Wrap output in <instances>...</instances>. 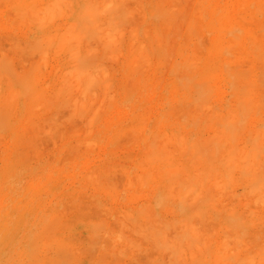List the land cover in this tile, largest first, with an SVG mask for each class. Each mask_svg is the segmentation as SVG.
I'll return each instance as SVG.
<instances>
[{"label": "rangeland", "instance_id": "obj_1", "mask_svg": "<svg viewBox=\"0 0 264 264\" xmlns=\"http://www.w3.org/2000/svg\"><path fill=\"white\" fill-rule=\"evenodd\" d=\"M9 1H11L12 3L11 2L9 3ZM30 1L29 0H6L5 2L4 0H0V69H1L0 73L2 74V76H0V78H2L0 79V82L3 79L5 80L4 83L2 81L0 84L2 83L7 84V85H2V87L5 86L4 92H6L7 90L9 91L8 94L7 92L4 93L1 90L0 92L4 98L7 96L5 100L10 98V100H8L9 103L8 101L5 102L1 94L0 96L3 98L5 102L4 104L7 105V106L6 105L4 106L5 109L3 110V112L7 111L5 112L6 114L4 115V116H7L5 118H9L10 117L9 115H11V117L9 118L10 121L8 119L9 123L7 122L8 124H10V126L8 125L7 127L6 125V127L4 128L2 127L3 126L2 125L1 130H0L1 131L0 132V181L2 182L5 180L4 182H2L3 184L0 182V185H1L0 194L5 195L6 192L7 194H13V193L23 194L27 191L29 192V190L31 192L33 191V193H35L38 196V199L35 201L34 206L37 207V210L40 209L39 214L40 212L41 214L40 215L37 214L38 218H36V216H34L33 218H30L29 215L21 216L19 221L23 222L24 224H28L30 221L32 223L37 221V224L39 225V222L40 223L44 222L43 216L46 217L47 215L46 213L48 212L49 215L48 217H46V219L48 218L49 220L45 219L46 222L44 223L47 224L48 226V221H50V225H57L56 227L54 226V228H59L60 230L52 229L53 227L49 225L50 228L52 227L51 232L45 233L46 231H49V230L48 228L46 229L47 226L44 223H43L44 225L43 226L41 225L40 228L39 226L34 229L29 228L30 230H28L24 234V237H27L28 235V238L30 239L33 238V240L35 241H37L36 239H38L37 241L38 244L37 242L34 241L35 243L33 242V245H36V246L31 247L33 249V252L35 251L36 254L34 255L35 252L32 254V252H30L31 248L26 247V242L22 240L23 242L20 246L17 247L18 249L15 248L11 250L14 255L15 263L13 264H16V263L17 264H49L53 261L52 256L53 257L55 256L56 258V260L54 259L53 264H55V261H58L59 259H62V260L59 262H56L57 264H179V260L182 259L181 258L182 255L180 256L181 253L184 255L182 256L183 259L180 261V264H191V262H189L190 259L192 260V263L194 261L193 264H224L222 263V261L224 262L226 259L231 258V257L233 258V259L231 258L232 259L231 261L236 260L235 263L233 261V264H236V262L238 261H241L242 264H244L243 262H245V264H262V263L264 264V258H263V255H264L263 253L264 252V206H263L264 190H262V188H264L263 184L259 185L261 186V189H258V187H255L254 184L252 185V183L250 186V183L248 185V183L243 181V179L240 180L241 178L239 179V175L236 172L235 174L233 173L234 176L236 177L232 175L233 181L235 180L233 182L234 184L232 183L230 184V182H232L231 180L232 177L230 176V178L228 179L229 181L228 183V181H226L227 178H225V176L222 177L223 172L221 173L220 172L221 170L219 169H218L219 170L218 174H216L217 173L216 169H215V172L213 170H211V172L209 171L211 175H208L209 178L206 181L208 183H206L205 180H202L205 178L204 175H206V171H205L206 168H201L199 169L200 172L198 171L201 174V172L204 170L203 175L201 174V176L203 177L202 179L200 175L196 174L197 169H189V170L194 171V172L190 171L189 173L191 174L196 172L195 173L196 177H194L195 175H192V176L189 175L185 171V173L189 175V177L187 178L185 173L181 169L179 171L176 170L177 171L176 172V171H173L171 168H169V170L167 168L166 169L167 171L165 174L164 172L165 169H163L164 167L162 168L161 167L162 165L161 164L159 165V163L157 166H155V168L153 167L154 165L152 166L151 164H148V163L145 165L142 163L143 160L145 163L150 159V157H153L152 156L153 153L150 150L152 144L157 145V147L160 146L158 148L153 146L152 151L154 148L156 150L160 148L163 150L162 147H165L169 153L165 154L166 153L165 149L163 151L159 150L163 153L165 152L164 155L162 154V156H166V155L168 156L169 154L174 153L177 162L183 161L182 160L183 158L182 159L180 158V157H183L181 156L182 154H180L179 152L180 148H179V151H177L179 147L176 141L177 138H174L176 143L173 140V137L174 136L176 137L175 134H177V136L178 135L179 136L181 135L190 136L191 135L193 136L192 138L196 136L198 137L200 136V139L207 136L205 138L206 140H208V137L210 135L211 136L215 135V133L213 132H215V129H216L215 125H217V123L215 122L217 120L215 121L213 120L212 123L214 122L213 123L214 125H212L210 121L208 122V120L205 119L208 122V123L206 122L207 124L211 123V127H209V125L207 124L205 125L204 118L211 117L209 113H212L211 115L213 117V114L216 115L215 112L216 113L218 112L219 114V112H225V109H227L226 107H228V109L231 107H234L235 102L233 100L234 98L233 95H234L235 90L239 88L240 85H241L240 92H243L244 95L247 94V92L246 94L244 93L247 90L249 91V95L253 93L251 94L252 96L251 98H255V96L259 94V97L256 96L255 98V99H258L259 101V104H258L259 107L257 109L256 108L254 109V106L256 107V104L258 103V101L255 99L254 100L251 99L254 102H253V105L249 106L250 108L246 107L248 105L246 106L244 105L246 107V108L243 107L244 109L249 108V112L251 111L250 109H252L254 113L251 111L252 116L250 115L251 116L250 117L249 112L247 110L248 112L247 116H249L250 118L247 117V119L242 120L243 122L239 121L240 123L242 122V125H244V123L248 121L245 123L246 127L245 125L243 127L241 126L242 127L241 130L238 128L239 127V122H238L237 124L238 127L235 129L234 134L240 137H234V136L232 137V138H235L236 142L234 140L230 142L231 138L229 139V136L225 137L224 135H221V134L220 136L221 138H223L224 136V139L226 140L228 139V142H230L229 144H231L230 146H233L232 143H234L235 146L237 145V148L240 151H241V148L242 149L244 148L242 152L243 151L245 152L243 153L242 158L240 155L242 153H238V155H240L239 158L237 156L238 159H243L241 160V163L242 161L243 162L246 161L247 163H249L248 160L250 158H253L251 159L253 161V164L257 160L258 161L261 160V163L264 162V155H262L263 154L262 152H264V150L262 151V149H264L263 148L264 146H262V144L264 143L263 142L264 141V127H263L264 126V120H263L264 119V8L262 7L264 5V0H261V2L260 0H240L241 2L238 0H162V1L161 0H139V1L130 0V2L128 0H126V2L124 0H117L119 1L120 5L119 3H116L117 1L115 0H111L113 5L110 3L111 2L110 0L109 1L103 0V3L104 1H106L105 5L102 2H100V0H98L97 2L92 1V0H89V1L87 0L89 4H87L86 1L82 0L83 2H86L87 5L84 4L86 8L80 6L83 4V2L81 4V0L79 2L78 0H76L78 3L74 2L75 0L74 1L68 0V2L63 0L64 2H66L65 4L68 3L69 5H71V3L69 2H72L73 8L72 6L70 7L72 9H75V12L73 10L69 11L70 9L69 7V9L66 10L65 14H69V13L71 14V11L73 12V14H71L70 17L68 15L69 18L65 17V15L63 14L62 15L63 20L59 19V17L61 16L62 13H64L62 11L65 10L64 9L65 6L63 5L64 7L62 6V11H60L61 6L60 7L58 6L57 4L58 2L56 0H50L52 2L54 1V3L48 0H37L34 5L37 8L40 5L39 7H41L42 10L44 8L46 9L47 7V11L49 13H50L51 8L53 9L55 8L58 11V12L56 11L57 17L52 16L55 9L50 14L47 11H45V9L43 11L39 10L40 8L38 9L39 10L38 12V10L36 11L37 8L35 9V7H33L34 5H32V7L30 6L32 4ZM32 1L34 2V0ZM45 1H46V4L47 3L49 4L46 5L44 3ZM157 1L158 2L160 1V2L158 3ZM256 1L257 2L259 1L258 2V4L260 5V6L258 5L259 10L252 8L253 3ZM94 2H96L95 5H93ZM99 2L101 3V5L98 8L97 5ZM50 3H52L55 6L51 5ZM107 3H110V4H107ZM127 3L128 5H126ZM68 4L66 5L67 8H68ZM77 4H79L78 6L81 7L80 8L81 11H82V8L83 9L85 8L84 11L86 13L83 12L82 13L84 14L83 16L82 14H79V16L75 15L78 12V10L80 11ZM44 5L46 7H44ZM117 5L120 6L119 9H117L118 8ZM248 5L250 7H247ZM17 6H21L20 10L17 9L18 8ZM57 6H58V9L56 8ZM101 6L103 7L105 6L104 8L109 7L107 9L108 11L106 9L104 11L103 7ZM114 6H116V8ZM13 7L16 9V11L15 9H13ZM91 7H93L94 10L96 8L97 11L92 10L93 8ZM161 7L162 9H160ZM28 8L31 9L30 13L33 15L30 14L29 16L27 14V11L24 10V9H27L29 13ZM100 8L103 9V10L101 9L102 12ZM167 8L169 12H168V15L166 16L167 12L165 9ZM18 10L20 11L19 14L17 12ZM40 11L43 12L41 16H39ZM123 11H125L126 13ZM162 11L163 13L164 12L166 13L162 14ZM254 11H256L257 13ZM90 12H92L93 15ZM97 12L98 14H96ZM104 12L108 14L107 15L108 18L106 16V13ZM108 12H112V13H108ZM119 12H121L120 15L122 16V18L118 14ZM151 12H153L152 14L154 15H152ZM210 12H212L213 14L211 13L212 14L211 15ZM36 13H39V14H36ZM205 13H207L206 14L207 16L205 15ZM17 14L20 16H18ZM43 14L45 16V19L47 18L46 19L47 21L49 20V18L46 17L47 14L55 18V21H53L54 23L51 22L47 26L45 25L44 29L42 30H41L42 27L40 29L38 28L39 29L38 31V29L36 28H37V25L39 24L36 25V22L38 23L40 22L39 20L43 17ZM111 14L113 16H111ZM103 15L106 17V19L105 17H100ZM150 15L151 17H149ZM218 15L220 17L222 16L224 20L226 19L225 20L226 23L230 22L229 25L230 24L232 25L233 30L238 29L237 32L241 31L240 33H242L243 31L246 39L243 38L244 40L241 43L239 42L238 45L230 43V45L227 46L230 42L228 41V38H227L228 36L226 37L223 36L227 40L224 39L223 37H220L221 38L220 39L219 37H217V35L215 36V34H217L215 29H219V26L218 28H216L217 23H214V22H217V21H215L214 20L215 18L213 17H216V16L219 17ZM28 16L32 18L34 17V18L29 19ZM38 16L39 18H37ZM76 16L78 17V19L81 16L80 17L81 21L78 20L81 23H82V20H86V21H83L84 24H81V23L78 24V25H83L82 27L81 26L77 27L74 25L73 27L75 28L72 27L71 23L77 22ZM91 16L92 18H90ZM118 16L120 17L119 19L120 22L118 20L119 18ZM165 17H169V18H165ZM19 18L22 19V22ZM25 18L27 20H30L28 21V23L31 22L32 24L29 23L30 24L29 25L27 22H25L26 20ZM43 18H42V22L44 20ZM98 18L102 21H99ZM115 18L119 22L118 24L117 22L115 24ZM111 19H114V21H112ZM168 19L170 20L168 21ZM105 20L106 21L110 20L111 22L107 21V23H105ZM127 20L130 21V24L128 25H126ZM234 20L237 23L240 22L239 25L234 23ZM51 21H52V18H51ZM122 21L123 23H126L124 24V28H126L124 29L125 32L124 30H122V27H121L122 26L121 24H123ZM191 21L194 25L192 23L191 24L189 23ZM67 22L70 23L71 26H69ZM86 22L88 23L86 24ZM100 22L105 23L104 24L105 27ZM113 22L115 25L113 24ZM163 22L165 24H162ZM194 22L195 23L198 22V23L195 24ZM45 23L47 24V22ZM97 24L99 27L96 26ZM111 24L114 25V29H113V25ZM75 25H77V23ZM130 25H133V26H130ZM160 25L163 28L165 27V29L163 30V28H160ZM168 25L172 27L171 30ZM68 26L70 27L71 30L68 28ZM191 26L192 28H190ZM236 26H239V27H236ZM65 27L70 30V32L67 33V38H66V43L68 42L67 46L69 45L68 47H70L71 45L72 46L76 45V47L78 46L80 47V44H82L81 48L76 49V47H73L74 49H72V47L70 48L67 47L68 48L67 49L65 48L66 46H64V49H62L59 46V45H62L63 40H64V37H61V36H63L64 34L66 35L67 29ZM71 27L73 28V31L75 29L77 33H78V28L81 29L79 31L80 33H78L80 35L78 36L76 32H72ZM89 27L90 28L92 27V30L89 29ZM133 27L137 29L135 30L133 29ZM82 28L84 30L86 29L88 33L86 30L84 32ZM110 28L114 31V34L117 33L116 36L118 38H120L122 34L123 36L125 35L124 37L123 36L121 37L120 41H118V45H116L117 44L116 39L118 40V38L114 40V37H113L112 39V36H115V35H113V31H110L111 30ZM240 28H243V30ZM105 29L106 30L109 29V30H107L106 32L104 31ZM99 31H103V33L101 34L103 35L101 40H100L101 35ZM117 31L119 32V34ZM128 31L130 33L131 31L132 32L134 31L135 33H132L130 36L129 35L130 33ZM58 32L60 36L57 35ZM81 32L85 33L86 35ZM147 32L149 35L147 34ZM69 33H75L76 38L73 34L72 39L70 38L68 39V37H71L70 35H72V34L69 35ZM156 34L158 35L161 34L165 36L160 35L159 37L158 35L156 36ZM193 34L194 35L197 34V36L195 35L196 38H194ZM46 35H48V37L50 36V38L52 37L53 40L56 39L54 37H58L59 41H61L62 39L61 41L62 43L61 42L59 43L57 39L56 41L54 40L55 42H53V40H50L52 42L51 44L54 43V45H52L49 48L47 44V42L49 41L46 40L47 49L45 51L44 45L46 44H44L45 43L44 40L47 38ZM81 35H82V38H81ZM90 35H93V36L91 37ZM136 35L138 36L137 39H136ZM37 36L38 37L40 36L39 39L42 38L43 36L45 38L46 36L45 39L43 38L44 40L42 39L43 47H41V43L39 45L41 48L44 49L45 52L51 51L49 54H47V57H48V58L46 57L47 60L43 59L46 55L43 56L42 52L38 54L39 52H37V50L36 51L32 50L34 49L33 47L38 46V42L35 41V39L39 40ZM96 36L100 38L98 39ZM77 37H80V38L78 39ZM128 37H130V39H128ZM154 37L156 38L158 37V38L155 39ZM89 38H91V40ZM93 38H95L96 40L94 39L93 41ZM106 38L112 39L109 41L110 45L111 44L113 46L116 45L115 48H113L112 45L110 46L112 47L111 49H114L113 51L110 49L111 52L113 53L115 51V53H113L114 55H111V52L108 51L110 48L109 43L107 45L108 40L107 42L106 40H103ZM80 39L82 40L85 39L84 42H87V43L82 42L79 44V42H81L79 41ZM252 39H254V41ZM69 40H70V43H69ZM122 40L124 41L121 42ZM150 40H152L151 41L152 43L150 42ZM77 41H78V46L75 43ZM133 41L135 44L133 43ZM165 42L167 43V45ZM96 43L97 45L100 44L99 48L96 45ZM128 43H130V46H128ZM101 44L103 47L102 50H101L102 47H100ZM105 44L107 46L104 47ZM121 44L122 45L124 44V45L121 46ZM144 44L146 48L144 47ZM219 44H222L224 46L226 45L228 48L229 47L231 48L232 51L229 50L231 53L228 54L230 59L227 58L226 55L221 56L218 53L219 54V56H217L218 60L215 58L218 62L216 61L215 63L214 62L212 63L214 65L217 63L215 65L216 68L214 65H213L214 67L212 66V68L214 69V77H211V81H210L213 83V84L211 83L210 85H211V88L213 87L212 89H214L213 90L214 94L212 95L213 97L211 96L212 100H210L211 102L209 104L211 107L209 105H206L205 107L207 111L209 109L211 110L207 112L206 115L204 114L205 117L203 119L201 118V120L199 119L200 120L199 122L197 121L198 125L195 127L197 123L195 121L198 118H196L195 120V118L192 116V112L195 113L196 115L197 112L198 114H200L203 111L197 110L198 108L195 102L193 101L191 102L190 100L189 101L185 100L186 99V97L184 96L185 93L181 89H179L178 86L176 85H175L176 87L174 86L175 81L178 79L179 76L175 75L178 72L175 73L174 75L173 73H170V71H172L173 69L171 68V65H173L174 62L176 63V61L177 63L180 62L182 60L181 58L184 55L185 56L193 55L194 59L197 58L196 61L193 59V61L196 62V63L194 62V65L199 64L200 67L199 65L198 67L195 65V67L200 69L203 67V64L205 63V61H209V59L212 58L211 59V62H212V60L214 59L213 57L214 56L216 57V54H214L215 52L213 53V56L210 54L213 52L211 51L213 48L215 49L220 46ZM166 46H167V49H166ZM53 47L55 50L53 49ZM55 47L57 49L59 48L58 49L59 51H57ZM95 47L98 49V50L96 49L98 52L100 51L99 52L100 54H98L97 52L99 56H102V55L104 56V54L107 53L105 54L104 58H105V64L107 68L109 67L108 70L110 71L108 75V83L109 81H112V83L111 82L110 83L113 84L112 85L113 89L111 88V86H108L109 84H107V86L110 87V89L106 86V88H108L109 90L105 88V94H106V99L108 103L107 105L110 104L109 103V99H110L112 102L111 103L112 106H107L105 111H102L103 118H101L99 125H97V127H95L93 130L95 132L94 133L95 135H98V133L101 135L102 130L104 134L102 133V137L99 135L100 138L99 136H97L98 138H95V140L92 137L93 135H91V137L93 138V141H96V139L97 141L95 142V144L94 142L93 143L90 142L87 145V143H84L85 142L84 138L88 139L87 136L84 137L85 124L81 118L79 119V117H76V116L74 118L73 115L75 114L73 113L75 112L74 110H72L71 103L68 102L70 97L73 99L74 97L72 96H75L76 93L71 94L72 96L71 95L64 96L63 93H61L62 91L61 85H63L61 83L63 82V79L65 82V79L68 78V76H65L67 75L66 69H69L70 64L72 63L70 62V60L68 61V57L70 55L77 54L80 52L83 53L86 51V48H89V50L87 49L86 52L92 49L91 52L89 53L93 55ZM133 47L135 50H133ZM155 47L156 48L158 47V48L156 49ZM249 47H251L252 50L254 51H252L251 48ZM37 48H39V46ZM255 48H257V50ZM48 49L50 50L48 51ZM60 49H62L61 50L62 52L60 51ZM65 49H67V51L71 49L73 53L71 54L67 52L69 54L68 55L67 53H64ZM143 49L147 50V52H145ZM104 50H105V53L103 52ZM138 50L141 52H139ZM106 51L109 52V55H108V52ZM132 51H134V53H132ZM143 51L145 52V55H143L144 54ZM177 51H179V53L180 51L182 52L180 53V55L182 54V57L179 54H176L178 53ZM191 51H192V54H191ZM257 51L260 52L258 53L259 55L258 57H257ZM55 52L56 54L61 52V54H58L59 56H57ZM119 52H123L122 53L123 55L120 54ZM158 53L161 55L162 59L160 58V55ZM41 54L43 57L40 56ZM118 54H120L119 55L120 57H117ZM133 54L135 55V57L137 54V58H132L134 57ZM249 54H250V57L248 56ZM166 55H168V58ZM106 56H107V59L109 58L111 60V61L109 60V64L107 63L108 61H106ZM145 56L149 58H145ZM209 56L211 58H209ZM114 57L115 59H119V58L120 59L117 61L113 59ZM220 57L223 59L221 60ZM131 58L133 60L135 59L136 61L134 60L133 62L132 60L131 62ZM155 58L157 60H155ZM65 59L67 62L65 61ZM215 59L213 61H215ZM183 61L185 60L183 59ZM224 61L226 63L225 66L223 64ZM256 61L257 63H255ZM144 63L145 64L148 63V64L145 65ZM161 63L163 64V66L161 65V67H158V65H160ZM219 63H220V66H218ZM141 66L142 68H140ZM223 67L225 69H223ZM181 71L182 70H180L179 72H180V75L182 76L184 72L181 73ZM215 71H216V74H215ZM109 77H110V80H109ZM175 77L177 78L175 79ZM29 81L30 82L32 81L33 83H35V86L33 83H30ZM23 82L28 83L27 85L29 86L27 89H29L30 93L24 90L25 87L23 88L19 87L21 85L19 83H23ZM239 82L241 83L239 84ZM26 83H25V86H26ZM245 83H247L248 85L252 84L251 88L246 87ZM15 84H19V85L17 86ZM12 87L15 89H13ZM56 87L59 89L61 88L58 94L56 92L57 91ZM8 88H12L13 90L8 89ZM20 88L23 91H21ZM234 88L236 89L234 90ZM252 88L256 90L254 91ZM257 89H259L258 90L259 93ZM14 90H17V91L20 90L19 92L21 93H25L26 91L28 95L25 97L20 96L21 98L20 99V98H17L19 96L17 93V97H16L17 99L11 98L10 94H12L13 96V94L15 93ZM177 90H179V92ZM12 91L14 92L12 93ZM3 93L6 95H4ZM26 93L24 95H26ZM35 93H39V94H36V97H38V95L40 94L41 95L38 98H36L32 96ZM29 94H31V96ZM249 95L247 94V96ZM15 96H16V93L14 94L13 97ZM76 96L78 97V95ZM58 97H63V102H61L62 98L61 99L59 98V100H57ZM66 97H69V98H66ZM94 97L95 96H92V98ZM64 100H66L67 102ZM256 101L257 103L255 104ZM232 102L233 104H231ZM59 103H61L62 105H66V106L59 105ZM69 106H71V110L69 109L70 108ZM208 106L209 108H207ZM216 106L219 108V110L217 109ZM108 107H110V110H107L109 109ZM255 110L256 111L260 110V111L256 112ZM190 115L192 117L189 118L188 122H186L188 116ZM195 117H199V115ZM212 117L209 119L212 120ZM191 119L193 122L190 121ZM192 123L193 124L195 123V125H193ZM184 124H185L186 129L185 128L183 129ZM203 124L205 126H203ZM261 126L263 127V131H260V129L256 130L258 129V127L262 129ZM9 127H11V129ZM105 128H106L107 133L105 132ZM206 128H207V131H205ZM213 128L215 129L213 130ZM244 128L246 131L243 130ZM171 130L172 132H170ZM242 130L244 131V133ZM178 131H182V132H178ZM240 131H242V134L239 133ZM256 131L263 132V133L255 134ZM165 132L167 135L169 134L168 135L169 137L166 138V136H164L166 135ZM179 133H181V135ZM251 133L253 134L251 135ZM170 134L174 136L171 137ZM248 134L250 135V137L252 136L251 137L252 141ZM259 134L263 138L259 137L258 136ZM170 137L172 138V140L169 139ZM257 137L263 140L261 141ZM212 138H215V137L213 136ZM247 138L250 140V141L248 140L249 142H247ZM167 139L169 141H172L173 143L169 142ZM224 139H222V141L225 142V145L229 146L228 144H226L227 142ZM89 140L91 141L92 139L90 138ZM256 140L259 141L260 143L262 142L261 144L257 146L258 149L257 147L255 148V146H253L254 144L256 145L259 143V142L257 143ZM246 142L248 144L252 142V145L250 144L247 146ZM175 145L178 147L176 148ZM230 146H229V149L235 148V147L230 148ZM251 146L255 148L254 150L256 152L255 155H254V151L253 150L251 151L249 149V147L253 148ZM259 146H262V147H259ZM238 149L236 151H238ZM225 150L224 151L222 150L223 153L225 152L227 153V151ZM231 152H233V150L230 151V153ZM249 152L252 153L254 157L251 156L252 154H249ZM260 152H261L260 154L261 156L257 157L258 153ZM148 153L151 155L149 156ZM178 153L180 154V156ZM234 153L235 151L233 152V154ZM246 153H247V156L248 155L250 156V158L244 155ZM233 154H231L232 157L228 155L229 158H231L230 162L236 159V158L234 159L233 157L237 154H234V155ZM146 156L149 159L146 158ZM170 156L173 157V154H171ZM219 156L221 157L222 155L218 154L217 157ZM177 158L178 159L180 158V159L178 160ZM145 159L146 160L148 159V160L145 161ZM223 160L226 162L224 158ZM251 160L249 161L251 162ZM239 161L240 160H238L235 163H232L233 165L231 163L229 164L228 162L227 165L234 166L235 164L237 165ZM258 161L256 163L259 164L260 162ZM256 163L254 165H256L255 167H257V170H256V172H258L257 175L260 178V180L263 181L264 172H262V169L264 168V166L262 165L263 167H261L260 165H257ZM219 168H223V167H219ZM162 171L164 172L166 176H162L163 175ZM212 171L215 173L214 174L215 176L216 175L218 176V177L216 176L217 179L214 178ZM178 173H180V175ZM168 174L170 175L167 176ZM182 175H185V178ZM179 176H181L183 180H185V182L193 177L195 179L194 178H193L194 180L191 179L192 181L189 180L188 181L189 183L187 184L183 181V183L186 184L184 185L183 183L179 181V179H181L182 181V178L181 177L179 178ZM149 177L151 178V180ZM198 177L201 180H199ZM142 178H145V179H142ZM213 178L216 181L219 179L217 182V184L219 183V185L217 187H220V185L225 183L224 187H220L219 189L215 188L216 187V185H214L216 183L215 180H214L215 183L211 182ZM221 178H222V181H221ZM223 178H225V180ZM160 179L162 180V183H160L161 182ZM197 180L200 181L201 183L200 182L198 183ZM166 181H168L169 183ZM171 182H173L176 186ZM191 182L193 183L195 182V183L193 184ZM209 182H211L213 186H209L210 184ZM226 182L228 185H230V187H227L228 185L226 184ZM10 183L13 185V189L6 190V186L10 185ZM198 184H203V185L208 184V185H206V187L202 186L203 187L202 191L199 192L201 190L200 189L201 186ZM246 185H248V187ZM191 187L193 188L195 187L196 190L197 188L200 189L199 191H197L199 192L200 195L205 194V193L207 195H210V192H212L213 190L212 194L213 195L215 194L214 195L215 201L213 200L214 197H212L213 196L212 194L210 198L212 197L211 199L214 202H212L210 198H209L210 201L207 200V198L205 199V197H203L204 195L200 197L202 198L200 199L196 190L194 189L195 191L194 190L192 191ZM207 187L208 188L212 187V190L210 188L209 193H208L209 189ZM251 187L253 188L252 190L254 191H251ZM166 188L167 190H170L171 188V191H173L174 194H179L180 192V195H179L180 197L186 191V189L184 191V188H187V191H191L192 192L191 195L195 194V196L196 195L198 196V200L196 199L197 196L196 197L194 195H192L193 197L191 195L186 196L187 197L186 199H188L189 196L192 197V198L190 197L191 199L189 198V201L187 202L190 206L194 204L191 208V210H193L191 211V213L192 215L193 213L196 214L195 216L193 215V217L189 219L190 221L189 226H187L188 223L186 224V221L183 217L189 218L191 216V213L190 215L187 214L188 216L186 214L183 215V211L180 210L181 211L180 214L183 215L182 217V215H179V213L176 212V209L177 211H179L178 208L179 206H181L179 197H177L178 198L177 200L173 199L175 200L174 203L172 202L173 200L171 201L168 200L167 202L162 203L163 205L161 204V201L159 199L163 200V197L162 196L159 197V196L160 194L163 193L162 191H164V193L167 191ZM182 188H183V191H181ZM188 188H191V189H188ZM204 188L207 190H205ZM261 190H262V193L260 192ZM196 200L197 202H195ZM177 201L179 202L178 207L176 206ZM204 204L207 207H205ZM209 204L211 205L209 206ZM199 207H201L202 209L200 208L201 209L200 210ZM202 210L203 212L205 210V212L203 213ZM226 210L228 212H226ZM222 211H224L223 213H225V215L221 213ZM146 213L147 215H144ZM197 213L200 215H197ZM53 214H56V215H53ZM51 216H54L56 220L54 219V217L51 218ZM138 216H140V218ZM39 218L41 221L38 220ZM179 218L183 219V221L180 222L181 219ZM50 219L52 220V222ZM233 221H234V224H233ZM53 222H55L56 224H53ZM236 225L237 227H235ZM241 225L242 226L244 225V226L240 228L239 226ZM44 229L46 230L44 231ZM187 233H190L189 236L191 235L192 245L190 243L191 241L188 239L189 236H186ZM35 235L37 236V238H35L36 237ZM40 236L42 237V239H40L41 238ZM184 236H186L185 238H187L186 240H189V242L188 241L185 242V239L183 238ZM59 237H61L62 240ZM52 238L53 239L56 238L57 240L55 241L53 240L52 245L48 244L49 242L51 243L50 240H52ZM175 238H177L176 240L178 239L179 240L176 241ZM180 238L184 239L183 242ZM158 239L159 241H157ZM47 240H49V242ZM197 240H200V242L203 243V245H201V243H199L200 245L197 244L196 242ZM45 241H47L46 245L48 244V246L51 245V247H53V244H54V247H56V245L59 243L57 246L61 245L62 248L60 249L59 247L55 249L54 247L51 248L47 246V248L43 247V249H41L42 246H45ZM174 241L179 246L177 244H174L173 243ZM39 242H44V244L43 243L40 244ZM195 242H196V245H195ZM183 243L184 244L187 243L185 245H188V246L184 245L182 246V249H185V247H187L186 250L188 249L187 251L189 253L194 254V255L193 254L191 255L192 258L190 257L189 253H187L186 250L184 252V250L181 249L180 245H183ZM172 244L173 246H171ZM37 245H40V246H37ZM198 246L200 248L199 250L201 251L197 249ZM33 247H35V249ZM66 247L68 248L66 249ZM164 247L169 248V249L167 250ZM192 249L193 251L190 252ZM170 250L171 251L173 250V251L171 252ZM175 250L177 253H179L178 255L177 253H175ZM173 252L175 255H173ZM225 252L227 253L225 254ZM30 255L32 257H35V260L33 258L32 260L30 258ZM57 255H59L60 258ZM224 255L226 256L231 255V256H229L226 259L225 258L221 259L222 257H225ZM260 257H262L263 259H261ZM36 258H38V260ZM45 258L46 260H44ZM29 259H30V262H29ZM50 259L51 261H49ZM176 259L178 262H176ZM39 260L40 261L43 260V262L41 261L40 263ZM229 260L230 259L225 261L226 264L230 263L228 262ZM47 261L49 262L47 263Z\"/></svg>", "mask_w": 264, "mask_h": 264}, {"label": "bare ground", "instance_id": "obj_2", "mask_svg": "<svg viewBox=\"0 0 264 264\" xmlns=\"http://www.w3.org/2000/svg\"><path fill=\"white\" fill-rule=\"evenodd\" d=\"M5 2H6V0H4ZM30 1V0H29ZM37 0H34V2L31 0L30 2L32 3L30 6L32 7V5H34L35 4V2H36ZM48 1H50V0H48ZM57 2V4H58V6L60 7L61 6V10L60 11H62V6L64 5L65 6V10H63L62 12H64V13H62L61 14V18L59 17V15H58V17H59V19H62L63 20V14L65 15V17H67V18H69L70 17V15L71 14H73V12L71 11V14L69 13V14H65L66 13V10L67 9H69V7L70 6H72V8H73V3L72 2H69V3H71V5H69L68 3V8H67V4H65L66 2H68V0H65L66 2H64L63 0H56ZM71 1H74V0H71ZM80 0H78V2H79ZM84 1H86L87 2V4H89L88 3V1L87 0H84ZM92 1H98V0H92ZM107 1V0H106ZM106 1H104V3H103V0H100V2H102L104 5H105V2ZM109 1V0H108ZM111 1V0H110ZM115 1H117V0H115ZM125 2H126V0H124ZM129 2H130V0H128ZM135 1V0H134ZM139 1V0H138ZM162 1V0H161ZM238 1H240V0H238ZM11 1H9V3H10ZM50 2H52V1H50ZM62 2H64V3H62ZM74 2H77L76 0L74 1ZM77 2V3H78ZM82 0H81V4H82ZM86 2H83V6L82 5H80L81 7H85L86 8V6L84 5V4H86ZM96 2H94L93 3V5H95L96 4ZM99 2V3H100ZM120 2H122V1H120ZM128 2V3H129ZM158 2V1H157ZM160 2V1H159ZM158 2V3H159ZM165 2V1H164ZM241 2V1H240ZM244 2V1H243ZM247 2V1H246ZM259 2V1H258ZM258 2L256 1V2H251V3H253V9H257V10H259L258 9V7L260 6L259 4H258ZM260 2H261V0H260ZM7 3H8V1H7ZM12 3V2H11ZM17 3V2H16ZM20 3V2H19ZM23 3V2H22ZM45 4H46V1L44 2ZM52 3H54V1L52 2ZM52 3H50L51 5H53ZM98 3V8H99V6L101 5V3L99 4ZM111 4H112V1L110 2ZM110 3H107V4H110ZM116 3H119V1H117ZM116 3H114V4H116ZM128 3L126 4V5H128ZM163 3V2H162ZM239 3V2H238ZM47 4H49V3H47ZM46 4V5H47ZM75 4V3H74ZM86 4V5H87ZM92 4V3H91ZM237 4V3H236ZM15 5H17V4H15ZM79 4H77V6H78ZM113 5V4H112ZM119 5H120V3H119ZM164 5V4H163ZM238 5H240V4H238ZM245 5V4H244ZM259 5V6H258ZM22 6V5H21ZM21 6H17L18 8L17 9H19L20 10V7ZM26 6H27V4H26ZM40 6V5H39ZM38 6V8L34 5L33 7H35V9H36V11L39 9V10H42V8L41 7H39ZM42 6V5H41ZM53 6H55V5H53ZM58 6L56 7L57 9H58ZM63 6V7H64ZM80 6H78L79 7V9L81 8ZM118 6V5H117ZM122 6H123V4H122ZM121 6V7H122ZM207 6V5H206ZM15 7V6H14ZM13 7V9H15ZM43 7V6H42ZM44 7H46L45 5H44ZM101 7H103V6H101ZM105 7V6H104ZM103 7V9H104V11H105V9L107 10L109 7H107V8H104ZM115 8H116V6H114ZM155 7H157V6H155ZM209 7V6H208ZM247 7H250L249 5L247 6ZM257 7V8H256ZM263 8H264V5L262 6ZM261 7V8H262ZM49 8V7H48ZM71 7H70V9H69V11L70 10H73L74 12H75V9H72ZM84 8V9H85ZM89 8V7H88ZM91 8H93V7H91ZM114 8V9H115ZM120 8V6H118V8L117 9H119ZM128 8V7H127ZM217 8V7H216ZM29 9V13H28V10L27 9H24L25 11H27V14L30 16V8H28ZM34 9V8H33ZM45 9V8H44ZM43 9V10H44ZM53 8H51V10H50V13H52V11H54V9L52 10ZM84 9L82 8V11H81V9H80V11H81V13H80V11L78 10V12L75 14V15H78L79 16V14H82L83 12H85L84 11ZM102 8H100V10H101ZM102 9V10H103ZM122 9V8H121ZM120 9V10H121ZM160 9H162V7L160 8ZM164 9V8H163ZM243 9V8H242ZM17 11L18 12V14L20 13V11ZM39 10H38V12H39ZM42 10V11H43ZM49 10V9H48ZM77 10V9H76ZM92 10H94V8L92 9ZM95 10H96V8H95ZM94 10V11H95ZM99 10V9H98ZM99 10V11H100ZM102 10H101V12H102ZM111 10V9H110ZM116 10V9H115ZM126 10V9H125ZM128 10V9H127ZM157 10H159V9H157ZM166 10V12H167V14H166V16L168 15V12H169V10H168V8L167 9H165ZM168 10V11H167ZM256 10V11H257ZM15 11H16V9H15ZM45 11H47V7H46V9H45ZM56 9H55V11H54V13H53V17L55 16V17H57L56 15H57V13H56ZM93 11V12H94ZM97 11V10H96ZM108 11V10H107ZM106 11V12H107ZM155 11H156V9H155ZM207 11V10H206ZM247 11V10H246ZM256 11H254V12H256ZM262 11V10H261ZM260 11V12H261ZM23 12V11H22ZM35 12V11H34ZM48 12V11H47ZM58 12V11H57ZM106 12H104V13H106ZM115 12V11H114ZM122 12V11H121ZM121 12H119L118 14L120 15L121 14ZM123 12H125V11H123ZM130 12V11H129ZM166 12H164L163 13V11H162V14H165ZM209 12V11H208ZM259 12V11H258ZM24 13V12H23ZM42 13L43 12H41L40 11V14L39 13H36V14H39V16H41L42 15ZM49 13V12H48ZM49 13V14H50ZM86 13V12H85ZM92 15H93V13L92 12H90ZM100 13V12H99ZM108 13H112V12H108ZM126 13V12H125ZM128 13V12H127ZM153 12H151V14H152ZM156 13V12H155ZM212 12H210V14H211ZM252 13V12H251ZM257 13V12H256ZM17 14V15H18ZM27 14H26V16H27ZM60 14V13H59ZM96 14H98V12L96 13ZM123 14V13H122ZM207 13H205V15H206ZM213 14V13H212ZM211 14V15H212ZM258 14H260V13H258ZM23 15V14H22ZM31 15H33V14H31ZM46 15V14H45ZM68 15H69V17H68ZM84 14H82V16H83ZM90 15V14H89ZM95 15V14H94ZM105 15V14H104ZM100 16V17H105V16ZM108 14L106 13V16H107ZM152 15H154V14H152ZM156 15V14H155ZM158 15V14H157ZM209 15V14H208ZM18 16H20V15H18ZM25 16V17H26ZM28 16V17H29ZM39 16L37 17V18H39ZM111 16H113L112 14H111ZM121 16V15H120ZM164 16V15H163ZM207 16V15H206ZM210 16V15H209ZM219 16V15H218ZM254 16V15H253ZM28 17H27V19H28ZM44 17V18H43ZM43 22H42V18L39 20L40 22L38 23V22H36V25L37 24H39V25H37V28L36 29H40L41 27V30L42 29H44V26L46 25H48V24H50L51 22H53V21H55V18H53V17H51L50 15H48L47 14V16L46 17H48L49 18V20L47 21L46 19H45V16H44V14H43ZM64 17V18H65ZM72 17V16H71ZM77 17V16H76ZM81 17V16H80ZM79 17V19H78V17L76 18L77 20V22H72L71 24H72V27H73V25L74 26H83V25H78V24H80L81 22V18ZM97 17V16H96ZM99 17V18H100ZM119 17V16H118ZM149 17H151V15L149 16ZM153 17V16H152ZM21 18V17H20ZM19 18V19H20ZM23 18H24V16H23ZM30 18H32V17H29V19ZM34 18V17H33ZM32 18V19H33ZM51 18H52V21H51ZM88 18V17H87ZM90 18H92V16L90 17ZM98 18V19H99ZM107 18H108V16H107ZM121 18H122V16H121ZM124 18V17H123ZM154 18V17H153ZM152 18V19H153ZM163 18V17H162ZM165 18H169V17H165ZM213 18H215L214 20L215 21H217V22H214V23H217V26H216V28H218V26H219V29H215L216 30V32H217V34H215V36L217 35V37H223V36H228L227 38H228V41H230L229 42V44L227 45V46H229L230 45V43H232V44H236V45H238V43L240 42H242L244 39L243 38H245L246 39V37H245V35H244V32L242 31V33H243V35H242V33H240L241 31H239V32H237L238 31V29H236V30H233V28H232V25L230 26L229 25V23H226V19L224 20V18L221 16H219V17H213ZM223 18V19H222ZM26 19V18H25ZM25 20V22H27L28 23V21H30V20ZM56 19H58V18H56ZM83 19H85V18H83ZM89 19V18H88ZM94 19V18H93ZM98 19H97V21H98ZM105 19H106V17H105ZM110 19V18H109ZM120 19V17L118 18V20ZM125 19V18H124ZM156 19V18H155ZM164 19V18H163ZM205 19H206V17H205ZM21 20V22H22V19H20ZM65 20V19H64ZM78 20H80V21H78ZM95 20V19H94ZM104 20V19H103ZM112 21H114V19H111ZM157 20V19H156ZM170 19H168V21H169ZM32 21V20H31ZM83 21H86V20H82V23L81 24H84V22ZM99 21H102V20H100L99 19ZM108 21V20H107ZM107 21L105 20V23H107ZM110 21V20H109ZM108 21V22H109ZM132 21V20H131ZM160 21V20H159ZM162 21V20H161ZM167 21V22H168ZM204 21V20H203ZM225 21V22H224ZM24 22V23H25ZM34 22V21H33ZM45 22H47V24L45 23ZM49 22V23H48ZM111 22V21H110ZM116 22H117V24L120 22V20H119V22L116 20V18H115V24H116ZM124 22H126V21H124ZM133 22V21H132ZM26 23V24H27ZM29 23H31V22H29ZM28 23V24H29ZM42 23V24H41ZM44 23V24H43ZM54 23V22H53ZM68 23V22H67ZM77 23V25H75ZM88 22H86V24H87ZM98 23V22H97ZM100 23H102L103 25L105 24V23H103V22H100ZM122 23H123V21H122ZM134 23V22H133ZM132 23V24H133ZM169 23V22H168ZM171 23H172V21H171ZM190 24L192 23V21L191 22H189ZM195 23V22H194ZM198 22H196L195 24H197ZM234 23H236V24H238L239 25V23L240 22H236L235 20H234ZM32 24V23H31ZM35 24V23H34ZM40 24H41V26H40ZM69 24V26H71V24L70 23H68ZM67 24V25H68ZM85 24V25H86ZM90 24V23H89ZM113 24H114V22H113ZM113 24H111V25H113ZM114 24V25H115ZM124 24H126V23H123V24H121L122 26V30H124V29H126V28H124ZM128 24H130V21H128L127 20V24L126 25H128ZM135 24V23H134ZM160 24H161V22H160ZM162 24H165L164 22L162 23ZM193 24V23H192ZM242 24V23H241ZM30 25V24H29ZM66 25V24H65ZM84 25V26H85ZM110 25V26H111ZM114 25H113V29H114ZM120 25V24H119ZM126 25H125V27H126ZM170 25V24H169ZM168 25V26H169ZM173 25V24H172ZM194 25V24H193ZM216 25V24H215ZM34 26V25H33ZM51 26V25H50ZM68 26V28L70 29V27ZM94 26V25H93ZM96 26H98V24L96 25ZM130 26H133V25H130ZM164 26V25H163ZM71 27V28H72ZM76 27V28H77ZM99 27V26H98ZM97 27V28H98ZM103 27V26H102ZM104 27H105V25H104ZM103 27V28H104ZM128 27V26H127ZM236 27H239V26H236ZM34 28V27H33ZM47 28V27H46ZM66 28V27H65ZM68 28H66L67 30H66V35L64 34H62L63 36H61V37H64V40H63V43L61 42L62 41V39H61V41H59V39H58V37H54V38H56L58 41H59V43L61 42L62 43V45H63V47H62V45H59L62 49H64V46H66L65 48H67L68 46H67V43H66V38H67V33L68 32H70V30L68 29ZM73 28H75V27H73ZM73 28H72V32H76V30L74 29V31H73ZM102 28V29H103ZM107 28V27H106ZM118 28V27H117ZM120 28V27H119ZM160 28H163L161 25H160ZM169 28H170V30H171V26H169ZM190 28H192V26L190 27ZM39 29H38V31H39ZM83 29V28H82ZM86 29H87V27H86ZM85 29V30H86ZM89 29H91L92 30V27L90 28L89 27ZM88 29V30H89ZM95 29V28H94ZM93 29V30H94ZM111 29V28H110ZM133 29H135L134 27H133ZM137 29V28H136ZM135 29V30H136ZM165 29V27L163 28V30ZM240 29H242L243 30V28H240ZM246 29V28H245ZM65 30V29H64ZM81 29H79L78 28V33H80L79 31H80ZM84 30V29H83ZM85 30H84V32H85ZM98 30V29H97ZM107 30H109V29H107ZM107 30L105 29L104 31H106L107 32ZM121 30V31H122ZM127 30H129V29H127ZM160 30H162V29H160ZM87 31V30H86ZM95 31V30H94ZM110 31H113L112 29L110 30ZM121 31H120V33H121ZM138 31H139V29H138ZM214 31V30H213ZM234 31H236V32H234ZM93 32V31H92ZM96 32V31H95ZM109 32V31H108ZM118 32V31H117ZM124 32H125V30H124ZM127 32V31H126ZM129 32V31H128ZM143 32V31H142ZM165 32V31H164ZM164 32H162V33H164ZM39 33V32H38ZM65 33V32H64ZM77 33V32H76ZM77 33V34H78ZM81 33H83V32H81ZM87 33H88V31H87ZM91 33V32H90ZM94 33V32H93ZM99 33H100V35L103 33V31H99ZM116 33V32H115ZM123 33V32H122ZM130 33V32H129ZM132 33H135L134 31L132 32L131 31V33L129 34L130 36H131V34ZM161 33V34H162ZM168 33V32H167ZM253 33V32H252ZM70 34H72V35H70ZM73 34H74V36H75V38H76V34L75 33H69V35L71 36V37H68V39L70 38V39H72V37H73ZM83 34H85V33H83ZM109 34V33H108ZM111 34H112V32H111ZM118 34H119V32H118ZM137 34H138V32H137ZM147 34H148V32H147ZM146 34V35H147ZM152 34V33H151ZM160 34V35H161ZM34 35H36V34H34ZM43 35V34H42ZM41 35V36H42ZM57 35H59L60 36V34H59V32H58V34ZM68 35V36H69ZM80 34H78V36H79ZM86 35V34H85ZM89 35V34H88ZM87 35V36H88ZM94 35V34H93ZM93 35H90L91 37L93 36ZM113 35H115V36H112V39H113V37H114V40L116 39V38H118L116 35H117V33L116 34H114V31H113ZM144 35V34H143ZM149 35V34H148ZM147 35V36H148ZM158 34H156V36H157ZM160 35H158L159 37H160ZM169 35V34H168ZM194 35V34H193ZM192 35V36H193ZM196 36H197V34H195ZM194 35V38H196V36ZM46 36H47V38H49V39H47L46 38ZM45 36V38H44V36L42 37V38H40L39 39V37H38V39L40 40H36L35 39V41H37L38 42V46H39V48L41 49V50H43L44 51V49H45V51H46V49H47V44H48V46H49V48L52 46V45H54V43L53 44H51L52 42L50 41V40H53V38L51 39L50 38V36L48 37V35H46ZM52 36V35H51ZM84 36V35H83ZM87 36H85V37H87ZM102 36L103 35H101V38H100V40L102 39ZM106 36V35H105ZM109 36H111V35H109ZM123 36V34L121 35V37ZM125 36V35H124ZM123 36V37H124ZM127 36V35H126ZM145 36V35H144ZM151 36H153V35H151ZM161 36H165V35H161ZM247 36V35H246ZM249 36V35H248ZM84 37V38H85ZM97 37V36H96ZM95 37V38H96ZM121 37L120 38H118V40L116 39V41H117V44L116 45H118V41H120V39H121ZM134 37V36H133ZM132 37V38H133ZM45 40H44V39ZM78 39L80 38V37H77ZM81 38H82V35H81ZM95 38H93V41H94V39ZM98 38V37H97ZM96 38V39H97ZM98 38V39H99ZM135 38V37H134ZM138 38V36L136 35V39ZM146 38H148V37H146ZM145 38V39H146ZM155 39H157L156 37H154ZM170 38V37H169ZM224 38V37H223ZM252 38V37H251ZM45 41V43L44 44H46V40H48L49 42H47V44L46 45H44L45 47H44V49L43 48H41V47H43L42 46V43H43V40ZM56 39H54L55 41H56ZM68 39H67V41H68ZM90 40H91V38H89ZM95 39V40H96ZM112 39H103V40H106V42H107V40H108V42H107V45H108V43H109V41L110 40H112ZM122 39H124V38H122ZM128 39H130V37H128ZM192 39V38H191ZM221 39V38H220ZM224 39H226V38H224ZM247 39H248V37H247ZM53 40V42H55ZM84 40L85 39H80L79 41H81V42H79V44L80 43H82V42H84ZM86 40H87V38H86ZM89 40V41H90ZM227 40V39H226ZM253 41H254V39H252ZM34 41V40H33ZM34 41V42H35ZM42 41V42H41ZM75 41V40H74ZM73 41V42H74ZM88 41V42H89ZM124 40H122L121 42H123ZM131 41V40H130ZM142 41V40H141ZM152 40H150V42H151ZM155 41V40H154ZM72 42V41H71ZM92 42V41H91ZM100 42V41H99ZM105 42V41H104ZM115 42V41H114ZM129 42V41H128ZM143 42V41H142ZM157 42V41H156ZM245 42V41H244ZM41 43V47H40V44ZM58 43V42H57ZM56 43V44H57ZM69 43H70V40H69ZM76 44H77V46H78V41L77 42H75ZM84 43H87V42H84ZM101 43V42H100ZM112 43V42H111ZM120 43V42H119ZM133 43H134V41H133ZM144 43V42H143ZM142 43V44H143ZM152 43V42H151ZM158 43V42H157ZM166 43V42H165ZM215 43V42H214ZM226 43H228V42H226ZM33 44H35V43H33ZM72 44V43H71ZM94 44V43H93ZM126 44V43H125ZM135 44V43H134ZM217 44V43H216ZM249 44V43H248ZM260 44V43H259ZM73 45H75V44H73ZM88 45V44H87ZM90 45V44H89ZM96 45H97V43H96ZM100 45V44H99ZM99 45H97L98 46V48H99ZM106 44L104 45V47L105 46H107ZM112 45V44H111ZM110 45V43H109V47L111 46ZM115 45V46H116ZM124 45V44H123ZM122 44H121V46H123ZM151 45V44H150ZM156 45V44H155ZM158 45V44H157ZM166 45H167V43H166ZM222 46V47H220V46ZM218 46L219 47H217V48H213L211 51H213L210 55H212L213 56V53L214 54H216V57L214 56L213 58L215 59H217L218 60V58H217V56H219V54L222 56V55H226L227 56V58H229V56H228V54H230L231 52L230 51H232L231 50V48L229 47H227L226 45L224 46V45H222V44H219ZM235 45V46H236ZM256 45H258V44H256ZM37 46V47H38ZM57 46V45H56ZM81 46H82V44H80V47L78 46V47H76V45L75 46H70V47H72V49H74L73 47H76V49L78 48H81ZM86 46V45H85ZM113 46V45H112ZM115 46H113V48H115ZM128 46H130V43H128ZM224 46V47H223ZM253 46V45H252ZM255 46V45H254ZM36 46L35 47H33L34 49H32L33 51L35 50H37V52H39L38 54H40V52H42L43 53V56L44 55H46L43 59L44 60H47L46 59V57H47V54H49L51 51H49L50 49H48V51L49 52H43V51H41L39 48H37ZM58 47V46H57ZM70 47H68V48H70ZM93 47V46H92ZM100 47H102V44H101V46ZM144 47H145V44H144ZM56 48V47H55ZM67 48V49H68ZM84 48V47H83ZM112 47H110L109 48V50L108 51H110L111 52V50L113 51L114 49H111ZM146 48V47H145ZM151 48H152V46H151ZM156 48V47H155ZM158 48V47H157ZM156 48V49H157ZM247 48V47H246ZM245 48V49H246ZM249 48H251V47H249ZM259 48V47H258ZM53 49H54V47H53ZM57 49V48H56ZM59 49V48H58ZM57 49V51H59ZM62 49H60V51L62 50ZM67 49H65L64 51V53H73L72 52V50L70 51V50H68L67 51ZM87 49L89 50V48H86V51H87ZM97 48L95 47V50H94V52H96V53H94L93 52V55L92 54H90L89 52H91V50L92 49H90V51H88V52H83V53H77V54H73V55H70L69 57H68V61L70 60V62H72L71 64H70V68L69 69H66L67 70V75H65V76H68V78H66L65 79V82H64V79H63V82L61 83V84H63V85H61L62 87V91H61V93H63V95L65 96H70L71 94H75L76 93V95H78V97L75 95V96H72V97H74L73 99L70 97V99H69V101L68 102H70L71 103V106H72V110H74V112L75 113H73V114H75V115H73L74 116V118H75V116L76 117H79V119L81 118L82 119V121L84 122V124H85V134H84V137H86L87 136V138L88 139H86V138H84V140H85V142L84 143H87V145H88V143H90V142H94V144H95V142L97 141V139H96V141H93V138H94V140H95V138H98L97 136H99L100 134L98 133V135H95L94 133V128L95 127H97V125H99V123H100V121H101V118H103V115H102V111H105V109H106V107L107 106H112V102H111V100L109 99V103L111 104H109V105H107L108 103H107V99H106V94H105V88H106V86H107V84H109L108 86H111V88H112V85L113 84H111L112 83V81H109V83H108V75H109V70H108V68H107V66H106V64H105V58H104V56H105V54H107V53H105V50L103 51L104 53V56L102 55V56H99L98 54H100L97 50H96ZM103 49V47L101 48V50ZM111 49V50H110ZM119 49V48H118ZM120 49H121V47H120ZM166 49H167V46H166ZM171 49V48H170ZM244 49V48H243ZM256 50H257V48H255ZM40 50V51H39ZM55 50V49H54ZM126 50H127V48H126ZM130 50V49H129ZM128 50V51H129ZM133 50H135L134 49V47H133ZM140 50V49H139ZM138 50V51H139ZM145 52H147V50H145V49H143ZM160 50V49H159ZM173 50V49H172ZM194 50V49H193ZM230 50V51H229ZM239 50V49H238ZM251 50H252V48H251ZM250 50V51H251ZM260 50V49H259ZM56 51V52H57ZM70 51V52H69ZM74 51V50H73ZM80 51H81V49H80ZM108 51H106V52H108ZM131 51V50H130ZM137 51V52H138ZM143 51V52H144ZM151 51H152V49H151ZM167 51V50H166ZM171 51V50H170ZM241 51V50H240ZM252 51H254V50H252ZM251 51V52H252ZM56 52H55V54H56ZM62 52V51H61ZM61 52L60 53H58V54H61ZM75 52V51H74ZM97 52H98V54H97ZM118 52V51H117ZM125 52H127V51H125ZM137 52H135V53H137ZM139 52H141V51H139ZM145 52H144V54L143 55H145ZM169 52V51H168ZM178 53H176V54H179L180 55V53H182L181 51H180V53H179V51H177ZM44 53H46V54H44ZM67 53V54H68ZM101 53H102V51H101ZM113 53H115V51L113 52ZM112 52H111V55H114ZM120 54H122L123 52H119ZM132 53H134V51H132ZM162 53V52H161ZM175 53V52H174ZM219 53V54H218ZM227 53V54H226ZM253 53V52H252ZM258 53H260V52H258L257 51V57L259 56L258 55ZM58 54H56L57 56H59ZM120 54H118V56L117 57H120L119 55ZM130 54V53H129ZM146 54H148V53H146ZM153 54H154V52H153ZM159 54V53H158ZM166 54H167V52H166ZM191 54H192V51H191ZM195 54H196V52H195ZM235 54V53H234ZM233 54V55H234ZM240 54V53H239ZM263 54V53H262ZM54 55V54H53ZM69 55V54H68ZM108 55H109V52H108ZM107 55V56H108ZM110 55V56H111ZM123 55V54H122ZM160 55V54H159ZM171 55V54H170ZM232 55V54H231ZM246 55V54H245ZM244 55V56H245ZM256 55V54H255ZM254 55V56H255ZM41 57H43L42 56V54L40 55ZM56 56V57H57ZM107 56H106V61H108L107 63L109 64V58L107 59ZM128 56H130V55H128ZM133 56L134 57H132V58H137V54H136V57H135V55L133 54ZM139 56H140V54H139ZM151 56V55H150ZM153 56V55H152ZM167 56V58H168V55H166ZM181 57H182V54L180 55ZM206 56V55H205ZM249 57H250V54L248 55ZM248 56H247V58H248ZM253 56V55H252ZM55 57V56H54ZM109 57V56H108ZM113 57V56H112ZM112 57H110V58H112ZM116 57V56H115ZM115 57L113 58L114 60H119V59H115ZM122 57V56H121ZM126 57H127V55H126ZM142 57V56H141ZM179 57V56H178ZM193 57V55H188V56H183L180 60L181 61H183V59L185 60V61H183V62H181L180 60V62H181V64H180V62H178L177 63V61H176V63L174 64L173 63V65H171V68H173L172 69V71H170V73H173V75L175 74V73H177V74H175V75H177V76H179L178 77V79L175 81V84H174V86L176 85V86H178V88L179 89H181L185 94H184V96L186 97V99L185 100H187V101H193V102H195V104H197V110L199 111V110H202L203 112V115L205 114L206 115V113L207 112H209L211 109H209L208 111H207V109L205 108L206 107V105H209L210 104V100H212L211 99V96L214 94L213 93V90L214 89H212L211 88V83L212 82H210L211 81V77H214V69L212 68V66L214 65V64H212L213 62L215 63L217 60L215 59V61H213L212 60V62H211V57L209 56V58H211V59H209V61H205V63L203 64V67L202 68H196L195 67V65L198 67V65L199 64H195L194 65V62L197 60V58H195L194 59V57ZM246 57V56H245ZM48 58V57H47ZM58 58V57H57ZM131 58V62H132V59ZM145 58H149V57H146L145 56ZM153 58V57H152ZM157 58V57H156ZM155 58V60H157ZM159 58V57H158ZM160 58H161V55H160ZM221 58V57H220ZM239 58V57H238ZM242 58V57H241ZM246 58V59H247ZM255 58V57H254ZM61 59V58H60ZM162 59V58H161ZM160 59V60H161ZM193 59L195 60V61H193ZM201 59V58H200ZM223 58H221V60H222ZM230 59V58H229ZM250 59V58H249ZM256 59V58H255ZM260 59H261V57H260ZM135 60V59H134ZM134 60H133V62H134ZM164 60V59H163ZM162 60V61H163ZM240 60V59H239ZM245 60V59H244ZM252 60H253V58H252ZM65 61H66V59H65ZM111 61V60H110ZM136 61V60H135ZM141 61V60H140ZM150 61V60H149ZM220 61V60H219ZM63 62V61H62ZM67 62V61H66ZM69 62V63H70ZM113 62V61H112ZM111 62V63H112ZM138 62H139V60H138ZM137 62V63H138ZM151 62V61H150ZM165 62V61H164ZM218 62V61H217ZM252 62V61H251ZM130 63V62H129ZM142 63V62H141ZM163 63V62H162ZM160 64V65H158V67H161V65L163 66V64ZM196 63V62H195ZM255 63H257V61L255 62ZM65 64V63H64ZM117 64V63H116ZM135 64V63H134ZM140 64V63H139ZM145 64V63H144ZM148 64V63H147ZM147 64H145V65H147ZM217 64V63H216ZM215 64V65H216ZM224 66H225V61H224ZM229 64V63H228ZM114 65V64H113ZM137 65V64H136ZM155 65V64H154ZM201 65H202V63H201ZM214 65V66H215ZM222 65V64H221ZM230 65V64H229ZM135 66V65H134ZM173 66V67H172ZM213 66V67H214ZM218 66H220V63H219V65ZM68 67H69V65H68ZM67 67V68H68ZM130 67V66H129ZM145 67V66H144ZM199 67H200V65H199ZM131 68V67H130ZM133 68V67H132ZM140 68H142V66L140 67ZM215 68H216V66H215ZM128 69V68H127ZM213 69V70H212ZM223 69H225L224 67H223ZM1 70V69H0ZM131 70V69H130ZM133 70V69H132ZM139 70H141V69H139ZM180 70H182L181 71V73H183L184 72V74L181 76L180 75V72L179 71ZM184 70V71H183ZM4 71V70H3ZM223 71V70H222ZM1 72V71H0ZM62 72V71H61ZM132 72V71H131ZM130 72V73H131ZM136 72V71H135ZM140 72V71H139ZM219 72V71H218ZM224 72V71H223ZM3 73V72H2ZM212 73H213V75H212ZM225 73V72H224ZM4 74V73H3ZM66 74V73H65ZM215 74H216V71H215ZM112 75H113V73H112ZM0 76H2V74L0 73ZM3 76H5V75H3ZM65 76H64V78H65ZM112 77V76H111ZM172 78V77H171ZM177 77H175V79H176ZM0 79H2V78H0ZM61 79V80H62ZM174 79V78H173ZM61 80H60V82H61ZM109 80H110V77H109ZM3 81V83H4V79L2 80ZM1 81V82H2ZM33 81V80H32ZM30 82V83H33V82ZM59 81V80H58ZM254 81V80H253ZM0 82V83H1ZM111 82V83H110ZM232 82V81H231ZM250 82H252V81H250ZM255 82V81H254ZM0 84L1 85V87H0V90L2 91V92H4V89H5V86H3L2 87V85H7V84ZM25 83L26 82H23V83H19V84H21L19 87H25V89L24 90H26L27 92H29L30 93V91H29V89H27L28 88V86L29 85H27L28 83H26V86H25ZM29 83V84H30ZM65 83V84H64ZM236 83H238V82H236ZM235 83V84H236ZM241 82H239V84H240ZM244 83V82H243ZM248 83V82H247ZM247 83H245V85H246V87H248V88H251V86H252V84H250V85H248ZM257 83V82H256ZM19 84H15V85H19ZM34 84V86H35V83H33ZM111 84V85H110ZM213 84V83H212ZM32 85V84H31ZM59 85V84H58ZM232 85V84H231ZM238 85V84H237ZM248 85V86H247ZM258 85V84H257ZM256 85V86H257ZM60 86V85H59ZM107 86V87H108ZM175 86V87H176ZM253 86H254V84H253ZM9 87V86H8ZM236 87V86H235ZM240 87H241V85H240ZM240 87L239 88H234V90H235V92H234V95H233V100H234V102H235V106L234 107H231V108H229L228 109V107H226L227 109H225V112H219V114H218V112L216 113L215 112V114L217 115H214L213 114V117H212V113H209V115L212 117V120H210L209 118H211V117H205V115L203 116L202 115V113H200V114H198V112H197V114L195 115V113H193L192 112V116L195 118V120H196V118H198L195 122H199L200 120H201V118L203 119L204 117V123H205V125L210 121L211 123H212V121L214 120H217L215 123H217V125H215L214 127L216 128H213V130L215 129V132H213V133H215V135H210L209 137H208V140H206L205 138L207 137H203L202 139H200V136L198 137V136H196V137H194V138H192L193 136H189V135H181V133H179L181 136H177V134H175L176 135V137L174 136V135H171L170 134V136L172 137V136H174L173 137V140H174V142L176 143V141H177V145H179V147L178 146H176V148L178 147V150L177 151H179V148H180V154H182L181 156H183V157H180L183 161H181V162H177L176 161V158H175V155H174V153H171V154H173V157L172 156H170L171 154H169L168 156L166 155V156H162V154L164 155V153L165 154H168L169 152H168V150L165 148V147H162L163 148V150L165 149V152L163 153V152H161V151H163L161 148L160 149H153V151H152V148H153V146L154 147H156V148H158V147H160V146H158L157 147V145H154V144H152V146H151V152L153 153L152 154V156L153 157H150V159L146 156V158H148L147 160L148 161H150V162H148L146 159H145V161H147V162H145L144 163V160L142 161V163L143 164H151L154 168H155V166H157L158 165V163H159V165L161 164L162 166V168L163 169H165V174H166V169L168 168V170H169V168H171L173 171H179L180 169L181 170H183V172L185 173V171L189 174V175H195V173H193V174H191V173H189L190 171H192V172H194L193 170H189V169H197V175H200V177H201V179L203 178L202 176H201V174L203 175V171L201 172V174L199 173L200 172V170L199 169H201V168H206V169H208V168H210V169H208V170H206L205 169V171H206V175H204V177L206 178H204V179H202V180H205V182L208 180V175H211V170H213L214 172H215V169H216V174H218V172H219V170H221L220 172L222 173L223 172V176L222 177H224L225 176V178H227V180L226 181H228V179L230 178V176L232 177V182H230V184L232 183V184H234L233 182L235 181H233V176H234V174H235V172L236 173H238V175H239V179L240 180H242L243 179V181H245V182H247L248 183V185H249V183H250V186H251V183H252V185L254 184V186L255 187H258V189H261V186H259V185H262L263 184V186H264V179H263V181L262 180H260V178L258 177V172H256V170H257V167H255L256 165H254L253 164V161L251 160V159H253V158H250V156L248 155L247 156V153L246 154H244V155H246L248 158H250L249 160H251V162L248 160V162L249 163H247L246 161L245 162H243L242 161V163H241V160H243V159H238L239 158V156L241 155V158H242V156H243V153L245 152V151H243L242 152V150L244 149H242L241 147V151L237 148V145L235 146V144L234 143H232V145L233 146H230L231 144H229L230 142H232V140H234L235 141V138H232L233 136L234 137H240V136H236V134H234L235 133V129L238 127L237 126V124H238V122L239 121H242V120H244V119H247V117L248 118H250L251 116H252V113H251V111H252V109H250L251 111L249 112V106H251V105H253V102L254 101H252L251 99H255L256 98V96H258L259 97V94L258 95H256V94H254V95H256L255 96V98H251L252 96H251V94H253V93H251L250 95H249V91L247 90V91H245L244 93L246 94V92H247V94L249 95V96H247V94L246 95H244L243 94V92H240ZM245 87V88H246ZM7 88V87H6ZM13 88V87H12ZM12 88H8V89H12ZM31 88V87H30ZM57 88V87H56ZM61 88L59 89V88H57V94H58V92H59V90H61ZM109 89H110V87H108ZM108 88H106V89H108ZM257 88V87H256ZM13 89H15V88H13ZM12 89V90H13ZM21 89V88H20ZM33 89V88H32ZM32 89H30V90H32ZM108 89V90H109ZM113 89V88H112ZM115 89V88H114ZM239 89V90H238ZM247 89V88H246ZM253 89V88H252ZM56 90V89H55ZM176 90V89H175ZM238 90V91H237ZM254 90V89H253ZM256 90V89H255ZM254 90V91H255ZM259 89H257V91H258ZM15 91V93H16V96L15 97H13L14 96V94H13V96H12V94H10V96H11V98H16L17 97V93H18V97L17 98H20V96L22 97H25V96H27L28 95V93H26V91H25V93H26V95H24L25 93H21V92H19V91H17V90H14ZM14 91H12V93L14 92ZM17 91V92H16ZM21 91H23L22 89H21ZM112 91V90H111ZM115 91V90H114ZM113 91V92H114ZM178 92H179V90H177ZM181 91V92H182ZM233 91V90H232ZM242 91V90H241ZM7 92V94H8V90L6 91ZM6 92H4V93H6ZM35 92V91H34ZM38 92V91H37ZM216 92V91H215ZM250 92H252V91H250ZM3 93V94H4ZM20 93H21V95H20ZM106 93H107V91H106ZM217 93V92H216ZM215 93V94H216ZM233 93V92H232ZM254 93H256V92H254ZM258 93H259V91H258ZM0 94H1V92H0ZM36 94H39V93H35V94H33L32 96H34V97H36ZM2 95V94H1ZM4 95H6V94H4ZM30 96H31V94H29ZM41 95V94H40ZM40 95H38V97L40 96ZM54 95H55V93H54ZM60 95H62V94H60ZM109 95V94H108ZM30 96H28V97H30ZM58 96V95H57ZM92 96H95L94 98H92ZM262 96V95H261ZM2 97H3V95H2ZM1 96H0V130H1V126L2 127H6V125H7V127H8V125L10 126V124H8L9 122H8V119L11 117V115H9L8 117L9 118H5V117H7V116H4L6 113L5 112H7V111H4L3 112V110L5 109V105L6 104H4L5 102H7L8 100H10V98L9 99H6L5 100V98H7V96L4 98V100H5V102H4V100H3V98H2ZM38 97H36V98H38ZM213 97V96H212ZM16 98V99H17ZM59 98L61 99L62 98V101L61 102H63V97H58L57 98V100H59ZM66 98H69V97H66ZM110 98H112V97H110ZM184 98V97H183ZM21 99V98H20ZM32 99V98H31ZM65 99V98H64ZM12 100H14V99H12ZM71 100V101H70ZM255 100H257L258 101V99H255ZM59 101V102H60ZM64 101H66V100H64ZM113 101V100H112ZM216 101V100H215ZM257 101L255 102V104L257 103ZM261 101V100H260ZM67 102V101H66ZM8 103H9V101H8ZM7 103V104H8ZM32 103V102H31ZM217 103V102H216ZM261 103V102H260ZM12 104H13V102H12ZM64 104V103H63ZM231 104H233V102L231 103ZM259 101H258V103L256 104V107L254 106V109L256 108H258L259 107ZM57 105H58V103H57ZM59 105H62L61 103H59ZM199 105V106H198ZM246 105H248V106H246V107H249V108H247V109H244V108H246L245 106ZM258 105V106H257ZM261 105V104H260ZM7 106V105H6ZM62 106H66V105H62ZM68 106V105H67ZM71 106H69L70 108V110H71ZM210 106V105H209ZM209 106L207 107V108H209ZM26 107H28V106H26ZM55 107V106H54ZM211 107V106H210ZM217 107V106H216ZM244 107V108H243ZM253 107V106H252ZM263 107V106H262ZM109 109H107V110H110V107H108ZM204 110H203V109ZM7 109V108H6ZM217 109L219 110V108L217 107ZM217 110V111H218ZM247 110H248V112H249V116H247L248 115V112H247ZM204 111H205V113H204ZM214 111V110H213ZM222 111V110H221ZM256 111V110H255ZM260 110H258V111H256V112H259ZM253 112V111H252ZM104 113H106V112H104ZM103 113V114H104ZM251 113V114H250ZM254 113V112H253ZM262 113V112H261ZM194 114V115H193ZM263 114V113H262ZM7 115H8V113H7ZM197 115H199V117H195V116H197ZM191 115L190 116H188V118H187V121L186 122H188L189 121V118H191L192 117ZM201 116V117H200ZM207 116H208V114H207ZM187 117V116H186ZM5 118V119H4ZM214 118H216V119H214ZM200 119V120H199ZM208 120V122L206 121V120ZM7 120V121H6ZM264 120V119H263ZM9 121H10V119H9ZM146 121V120H145ZM184 121H185V119H184ZM183 121V122H184ZM190 121H192V119L190 120ZM203 121V120H202ZM4 122H5V124H4ZM8 122V123H7ZM193 122V121H192ZM198 122L196 123V125H195V123L193 124V125H195V127L198 125ZM207 122V123H206ZM219 122V123H218ZM243 122V121H242ZM242 122L240 123L239 122V129L241 130L242 129V127L245 125V127H246V122H248V121H246L245 123H244V125H242ZM259 122V121H258ZM211 123H209V124H207V125H209V127H211ZM214 123V122H213ZM212 123V125H214ZM251 123V122H250ZM249 123V124H250ZM248 124V123H247ZM204 124H203V126H205ZM182 126V125H181ZM184 126V127H183ZM182 127H183V129L185 128V124L183 125ZM242 126V127H241ZM181 127V128H182ZM206 127H208V126H206ZM254 127V126H253ZM262 127V126H261ZM264 127V126H263ZM263 127H262V129L261 128H259L258 127V129H256V130H259L260 129V131H263ZM10 129H11V127H9ZM204 128V127H203ZM249 128V127H248ZM250 128H252V127H250ZM257 128V127H256ZM3 129V128H2ZM186 129V128H185ZM194 130H195V128H194ZM238 130V129H237ZM236 130V131H237ZM243 130H245V128L243 129ZM242 130V131H243ZM252 130V129H251ZM4 131H6V130H4ZM203 131H204V129H203ZM205 131H207V128L205 129ZM239 131V130H238ZM242 131H240L239 133H241L242 134ZM246 131V130H245ZM1 132V131H0ZM3 132V131H2ZM105 132L107 133V131H106V128H105ZM170 132H172V130L170 131ZM178 132H182V131H178ZM186 132V131H185ZM102 133H103V130L101 131V137H102ZM168 133V132H167ZM175 133V132H174ZM238 133V134H239ZM243 133H244V131H243ZM257 133H260V134H262L263 132H259V131H256V133L255 134H257ZM104 134V133H103ZM165 134H166V132H165ZM173 134V133H172ZM220 134L221 135H224L225 137H228L229 136V139L231 140H229L230 142H228V139L226 140V139H224V136H223V138H221V136H220ZM233 134V135H232ZM240 134V135H241ZM250 134V133H249ZM248 134V135H249ZM253 133H251V135H252ZM255 134H254V136H255ZM260 134L258 135L259 137H262V136H260ZM91 135H93L92 137H91ZM95 135V136H94ZM169 135V134H168ZM167 134L166 135H164V136H166V138L167 137H169ZM89 136H90V138L92 139L91 141L89 140L90 138H89ZM100 136H99V138H100ZM164 136H162V137H164ZM215 137V138H212V137ZM220 136V137H219ZM245 136V135H244ZM247 136V135H246ZM257 136V135H256ZM169 138V139H171L172 140V138ZM219 137V138H218ZM249 137H250V135H249ZM248 137V138H249ZM252 137V136H251ZM250 137V139H251V141H252V138ZM174 138H177L176 139V141H175V139ZM247 138V142H249L250 140ZM256 138V137H255ZM258 138V137H257ZM263 138V137H262ZM222 139H224V140H226V144H228L229 146H230V148L231 147H235L234 149L233 148H231L232 150H233V152L235 151V153L234 154H237V155H235L233 158L236 160H234V161H232V162H230V159L231 158H229V156L228 155H230V157H232L231 156V154H233V152H231L230 153V151H232L231 149H229V146H227V145H225V142H223L222 141ZM259 139V138H258ZM257 139V140H258ZM168 140V139H167ZM202 140V141H201ZM205 140V141H204ZM246 140V139H245ZM249 140V141H248ZM254 140V139H253ZM256 140V141H257ZM259 140H261V138L259 139ZM263 140V139H262ZM261 140V141H262ZM87 141V142H86ZM169 141V140H168ZM223 143H222V142ZM233 141V142H234ZM169 142H172V141H169ZM236 142V141H235ZM246 142V145L248 146V145H252V142H250V144H248ZM259 141H257V143H258ZM264 142V141H263ZM173 143V142H172ZM224 145V147L226 148V150H225V148L223 147V145ZM262 143V142H261ZM260 142L258 143V144H254L253 146H255V148L259 145V144H261ZM97 144V143H96ZM86 145V146H87ZM245 145V144H244ZM227 146V147H226ZM253 146H251V147H253ZM262 146H264V143L262 144ZM262 146H259V147H262ZM88 147V146H87ZM221 148H223V149H221ZM255 148L253 147V148H250L249 147V149L252 151H254L255 150ZM264 148V147H263ZM238 149V151H236ZM247 149V148H246ZM257 149H258V147H257ZM159 150H161V151H159ZM225 150V151H227V153L225 152V153H223V151ZM229 150V151H228ZM264 149H262V151H263ZM155 151V152H154ZM177 151H176V153H177ZM250 151V152H251ZM261 151V152H262ZM148 152H150V151H148ZM219 152H221V153H219ZM249 152V154H252V153H250ZM261 152L260 153H258V155H257V157L258 156H261L260 154H261ZM154 153H155V155H154ZM238 153H242V154H240V155H238ZM263 154L262 155H264V152H262ZM179 154V153H178ZM180 154H179V156H180ZM218 154H221L222 156L220 157H217V155ZM225 154H227V155H225ZM233 154V155H234ZM256 154V152L254 151V155ZM148 155L150 156L151 154H149L148 153ZM177 155V154H176ZM224 155V156H223ZM178 156V155H177ZM178 156V157H179ZM237 156H238V158H237ZM251 156H253V154L251 155ZM226 160V162L223 160V158ZM226 157V158H225ZM245 157V156H244ZM243 157V158H244ZM254 157V156H253ZM179 158V159H180ZM247 158V159H248ZM178 159V158H177ZM178 159V160H179ZM258 159H260V158H258ZM220 160H221V162H220ZM223 160V161H222ZM238 160H240L238 163H237V165L235 164L234 166H232L233 164L232 163H235V162H237ZM255 160V159H254ZM224 164H223V163ZM228 162H229V164L231 163L232 165H227L228 164ZM258 162H260L259 164L258 163H256L257 165H260L261 167H263L264 166V162L263 163H261V160H259ZM225 163H226V165H225ZM143 164H141V165H143ZM156 164V165H155ZM252 164V165H251ZM12 165V164H11ZM11 165H9V166H11ZM139 165V164H138ZM137 165V166H138ZM150 165V166H151ZM263 165V166H262ZM161 167H160V169H161ZM219 167H223V168H219ZM20 168V167H19ZM152 168V167H151ZM151 168H149V169H151ZM153 168V169H154ZM159 168V167H158ZM159 169V170H160ZM170 169V170H171ZM175 169V170H174ZM187 169H188V171H187ZM219 169V170H218ZM259 169V168H258ZM262 169V168H261ZM171 170V171H172ZM222 170H224V171H222ZM264 170V168L262 169V172H264L263 171ZM8 171V170H7ZM162 171V173H163V175L162 176H166L165 174H164V172ZM170 171V172H171ZM176 171V172H177ZM199 171V172H198ZM210 171V172H209ZM212 171V172H213ZM261 171V170H260ZM10 172V171H9ZM146 172V171H145ZM208 172H209V174H208ZM213 172V175L215 174ZM147 173V172H146ZM162 173H160V174H162ZM183 173V174H184ZM187 173H185V175H186V177L188 178L189 177V175H187ZM234 173V174H233ZM149 174V173H148ZM172 174V173H171ZM177 174V173H176ZM179 175H180V173H178ZM146 175V174H145ZM170 174H168L167 176H169ZM185 175H182V176H184V178H185ZM212 175V176H213ZM233 175V176H232ZM262 175V174H261ZM143 176V175H142ZM161 176V175H160ZM173 176V175H172ZM190 176V177H191ZM217 176V175H216ZM216 176L214 175V178H216ZM146 177V176H145ZM178 177V176H177ZM176 177V178H177ZM181 176H179V178H180ZM194 177H196V175L194 176ZM193 177V178H194ZM218 177V176H217ZM234 177H236V176H234ZM264 177V176H263ZM5 178V177H4ZM150 178V177H149ZM148 178V179H149ZM161 178V177H160ZM165 178V177H164ZM170 178V177H169ZM173 178V177H172ZM174 178H175V176H174ZM182 178V177H181ZM193 178H191V179H193ZM199 178V177H198ZM212 179V181L211 182H213V183H215L214 185H216V187L215 188H220V187H224V184L225 183H223L222 185H220V187H217L218 185H219V183L217 184V182H218V180L220 179V177H219V179L216 181L215 179ZM225 178H223L224 180H225ZM142 179H145V178H142ZM171 179V178H170ZM191 179H189L190 181H192ZM195 179V178H194ZM193 179V180H194ZM200 178H199V180H201ZM217 179V178H216ZM262 179V178H261ZM150 180H151V178H150ZM166 180V179H165ZM168 180V179H167ZM178 180V179H177ZM188 180V179H187ZM188 180V181H189ZM210 180V179H209ZM214 180H215V182H214ZM5 181V180H4ZM4 181H2V182H4ZM145 181V180H144ZM159 181V180H158ZM160 183H162V180L160 179ZM179 181L181 182V183H183V181L185 182V180H183V178H182V181H181V179H179ZM188 181H186L185 183L187 184V183H189ZM198 181V180H197ZM221 181H222V178H221ZM237 181V180H236ZM1 182V181H0ZM1 182V183H2ZM147 182V181H146ZM152 182V181H151ZM166 182H168V181H166ZM178 182V181H177ZM200 181H198V183H199ZM211 182H209L210 184H209V186H213V184L211 183ZM225 182V181H224ZM7 183V182H6ZM169 183V182H168ZM171 183H173V182H171ZM191 183H193V182H191ZM195 183V182H194ZM193 183V184H194ZM201 183V182H200ZM204 183V182H203ZM206 183H208V182H206ZM228 183H229V181H228ZM243 183V182H242ZM260 183V184H259ZM3 184V183H2ZM148 184H150V183H148ZM174 184V183H173ZM177 184V183H176ZM180 184V183H179ZM178 184V185H179ZM184 184V183H183ZM183 184H182V186H183ZM186 184H184V185H186ZM205 184V183H204ZM212 184V185H211ZM226 184H227V182H226ZM236 184V183H235ZM238 184V183H237ZM240 184V183H239ZM245 184V183H244ZM168 185V184H167ZM167 185H166V187H167ZM175 185V184H174ZM198 185H200L201 187H200V189H198L197 188V190L195 189V187L193 188V187H191V188H188V189H191L192 191L195 189L196 190V192L197 191H199V192H201L202 191V186H204V187H206V185H208V184H206V185H203V184H198ZM228 185V184H227ZM248 185H246L247 187H248ZM1 186V185H0ZM40 186V185H39ZM169 186V185H168ZM173 186V185H172ZM176 186V185H175ZM196 186H197V184H196ZM208 186V187H209ZM179 187V186H178ZM207 187V188H208ZM227 187H230V185H228ZM246 187V188H247ZM253 187V186H252ZM251 187V191H254V190H252L253 188ZM22 188V187H21ZM172 188H174V187H172ZM177 188V187H176ZM211 188V190H212V187H210ZM210 188H208L209 189V191H208V193L210 192ZM2 189V188H1ZM4 189H5V187H4ZM13 189V185L10 183V185H8V186H6V190H12ZM169 189V188H168ZM185 189H186V191H185ZM205 189V188H204ZM203 189V190H204ZM214 189V188H213ZM250 189V188H249ZM255 189H257V188H255ZM18 190V189H17ZM165 190V189H164ZM166 190H167V188H166ZM173 190V189H172ZM176 190V189H175ZM180 190V189H179ZM194 190V191H195ZM205 190H207V189H205ZM262 190H264V188H262ZM262 190L260 191L261 193H262ZM14 191V190H13ZM181 191H183V188H182V190ZM184 191H185V193L184 194H182V196L180 197L179 195H180V192H179V194H174L173 193V191H171V188H170V190H167L165 193H164V191H160L162 194H160V196L159 197H163V200H161V199H159L160 201H161V204L162 203H165V202H167L168 200H173V199H175V200H177L178 198L177 197H179V201H180V205L181 206H179V202L177 201L176 203V206L178 207L179 206V208H178V210L179 211H177V209H176V212L177 213H179V215H182V214H180L181 213V211H183V215H190V213H191V211H193V210H191V208H192V206L194 205L193 203V205L192 206H190L189 204H188V202L187 201H189V198L192 196V195H194L195 196V194H192L191 195V191H187V188H184ZM15 192V191H14ZM175 192V191H174ZM199 192H197V194H198V196H199V198L200 197H202L203 195V197H205V199L207 198V200H209V198H210V196H212L213 194H212V192H213V190H212V192H210V195H207L206 193L205 194H202V195H200L199 194ZM206 192V191H205ZM249 192V191H248ZM173 193V194H172ZM195 193V192H194ZM203 193H204V191H203ZM258 193V192H257ZM256 193V194H257ZM212 194V195H211ZM251 194V193H250ZM259 194V193H258ZM178 195V196H177ZM187 195H191V196H189V198L188 199H186L187 197ZM215 195V194H214ZM212 196V197H214L213 198V200L215 201V196ZM253 195V194H252ZM261 195H263V194H261ZM197 196V195H196ZM195 196V197H196ZM198 196H197V200H198ZM207 196V197H206ZM41 197V196H40ZM193 197V196H192ZM191 197V198H192ZM211 197V198H212ZM253 197V196H252ZM255 197V196H254ZM261 197V196H260ZM190 198V199H191ZM210 198V200H212ZM256 198V197H255ZM38 199V196L35 194V193H33V191L31 192L30 190H29V192L27 191V192H25V193H23V194H7V192L5 193V195H1L0 194V264H13V263H15L14 262V255H13V253H12V251L11 250H13V249H15V248H17L18 246H20L21 244H22V240H24V242H26V247H32V246H36V245H33V242L35 241V240H33V238L32 239H30V238H28V235H27V237H24V234L28 231V230H30L29 228H36V227H38L39 226V228L41 227V225L43 226L45 223L44 222H46V220H49L48 218L46 219V217H48V215H49V213L47 212L46 214V217L45 216H43L44 217V222H39V225L37 224V221H35V222H29L28 224H24L23 222H21V221H19L20 220V217L21 216H25V215H29V217L30 218H33L34 216H36V218H38V216H37V214H39V211H40V209H38L37 210V207H35L34 205H35V201ZM195 199V198H194ZM200 199H202V198H200ZM261 199V198H260ZM175 200H173L172 202L174 203V201ZM197 200L195 201V202H197ZM209 200V201H210ZM212 200V202H214ZM263 200V199H262ZM259 202V201H258ZM160 203V202H159ZM198 203H200V202H198ZM208 203V202H207ZM155 204H156V202H155ZM160 204V205H161ZM215 204V203H214ZM213 204V205H214ZM261 204H263V203H261ZM46 205V204H45ZM163 205V204H162ZM198 205H200V204H198ZM208 205V204H207ZM211 204H209V206H210ZM156 206V205H155ZM154 206V207H155ZM158 206V205H157ZM202 206H203V204H202ZM204 206H205V204H204ZM262 206V205H261ZM263 206H264V204H263ZM39 207V206H38ZM205 207H207V206H205ZM205 207H204V209H205ZM163 208V207H162ZM161 208V209H162ZM201 207H199V209H200ZM210 208V207H209ZM160 209V208H159ZM195 209H197V208H195ZM202 209V208H201ZM200 209V210H201ZM207 209V208H206ZM212 209V208H211ZM143 210V209H142ZM155 210V209H154ZM181 210V211H180ZM235 210V209H234ZM48 211H50V210H48ZM197 211H199V210H197ZM212 211V210H211ZM36 212V213H35ZM38 212V213H37ZM156 212V211H155ZM202 212H203V210H202ZM204 212H205V210H204ZM203 212V213H204ZM224 211H222L221 213H223ZM226 212H228L227 210H226ZM231 212V211H230ZM235 212V211H234ZM43 213H44V211H43ZM42 213V214H43ZM137 213V212H136ZM141 213V212H140ZM144 213V212H143ZM198 213H200V212H198ZM197 213V215H200V214H198ZM40 214H41V212H40ZM39 214V215H40ZM216 214V213H215ZM224 215H225V213H223ZM238 214V213H237ZM236 214V215H237ZM31 215V216H30ZM53 215H56V214H53ZM131 215V214H130ZM140 215V214H139ZM144 215H147V213L146 214H144ZM148 215H150V214H148ZM183 215H182V217H183ZM187 215V216H188ZM193 215L195 216L196 214H194L193 213ZM193 215H192V213H191V216L189 217V218H185V217H183L184 219H185V221H186V224L188 223V225L187 226H189L190 224V221H189V219L191 218V217H193ZM203 215V214H202ZM222 215V214H221ZM229 215V214H228ZM236 215H234V216H236ZM133 216V215H132ZM143 216V215H142ZM186 216V217H187ZM227 216V215H226ZM52 217H54V216H51V218ZM57 217V216H56ZM139 218H140V216H138ZM180 217V216H179ZM229 217H231V216H229ZM228 217V218H229ZM239 217V216H238ZM232 218H234V217H232ZM231 218V219H232ZM46 219V220H45ZM54 219L56 220V218L54 217ZM58 219V218H57ZM179 219H181V218H179ZM186 219H188V220H186ZM236 219H238V218H236ZM38 220H40V218L38 219ZM51 220V219H50ZM34 221V220H33ZM41 221V220H40ZM183 221V219H181V221L180 222H182ZM187 221H189V222H187ZM51 222H52V220H51ZM57 222V221H56ZM177 222H178V220H177ZM239 222H241V221H239ZM35 223V224H34ZM44 223V224H43ZM232 223V222H231ZM52 224V223H51ZM53 224H56L55 222H53ZM59 224H61V223H59ZM59 224H58V226H59ZM233 224H234V221H233ZM241 224V223H240ZM46 226H47V224H45ZM49 225H50V221H48V226L46 227V229L48 228V230L49 231H46L45 233H50L51 232V228L52 229H59V228H54V226L56 227L57 225H50V226H52L51 228L49 227ZM234 226V225H233ZM244 226V225H243ZM242 225L241 226H239L240 228L241 227H243ZM191 227V226H190ZM190 227H188V228H190ZM235 227H237V225L235 226ZM39 228H38V230H39ZM44 228H45V226H44ZM64 228V227H63ZM188 228H186V229H188ZM42 229H43V227H42ZM41 229V230H42ZM46 229H44V231L46 230ZM243 229V228H242ZM40 230V231H41ZM60 230V229H59ZM36 231V230H35ZM56 231V230H55ZM43 232V231H42ZM40 233V232H39ZM44 233V232H43ZM43 233H42V235H43ZM37 234V233H36ZM188 234V235H187ZM186 234V236H189V234L190 233H187ZM39 235V234H38ZM41 235V234H40ZM41 235V236H42ZM36 236V235H35ZM40 236V237H41ZM180 236H182V235H180ZM186 236H184L183 238L185 239V242L186 241H188L189 242V240L191 241L190 243H191V245H192V239H191V235L188 237V239L189 240H186L187 238H185ZM33 237V236H32ZM62 237V236H61ZM61 237H59L60 239H61ZM177 237H179V236H177ZM35 238H37V236L35 237ZM39 238V237H38ZM44 238V237H43ZM47 238V237H46ZM45 238V239H46ZM57 238V237H56ZM53 239L52 238V240H50L51 241V243L49 242V240H47L49 243L48 244H51L52 245V241L54 240H57V239ZM161 238H163V237H161ZM165 238V237H164ZM40 239H42V237L40 238ZM49 239V238H48ZM177 238H175V240H176ZM181 240H182V242H183V240L184 239H182V238H180ZM194 239H195V237H194ZM37 241H38V239H36ZM62 240V239H61ZM64 240V239H63ZM179 240V239H178ZM178 240H176V241H178ZM37 241H35V242H37ZM47 241H45V246H42V248L41 249H43V247H45V248H47V246H48V244L46 245V243H47ZM156 241V240H155ZM157 241H159V239L157 240ZM34 242V243H35ZM69 242V241H68ZM163 242V241H162ZM187 242V243H188ZM197 242V244H199V243H201L200 242V240H197L196 241ZM196 242H195V245H196ZM40 244L41 243H43L44 244V242H39ZM61 243V242H60ZM164 243V242H163ZM166 243V242H165ZM169 243V242H168ZM170 243H172V242H170ZM174 244H177V243H175V241L173 242ZM179 243V242H178ZM187 243H185V244H187ZM194 243V242H193ZM37 244H38V242H37ZM42 244V245H43ZM59 244V243H58ZM57 244V245H58ZM62 244V243H61ZM167 244V243H166ZM184 243H183V245H180V247H181V249H182V246H184L185 245ZM51 245L50 246H48V247H51ZM56 245V247H54V244H53V247L56 249V248H59L60 247V249L62 248V246L61 245H59V246H57ZM65 245H67V244H65ZM178 245V244H177ZM200 245V244H199ZM201 245H203V243H201ZM37 246H40V245H37ZM171 246H173V244L171 245ZM179 246V245H178ZM185 246H188V245H185ZM53 247H51V248H53ZM64 247V246H63ZM189 247H190V245H189ZM188 247V248H189ZM34 249H35V247H33ZM36 248H38V247H36ZM65 248V247H64ZM68 247H66V249H67ZM164 248H166V247H164ZM169 248H170V246H169ZM169 248H166L167 250L169 249ZM174 248V247H173ZM186 248L187 247H185V249H182V250H184V252H185V250H186ZM205 248V247H204ZM18 249V248H17ZM50 249V248H49ZM48 249V250H49ZM172 249V248H171ZM196 249V248H195ZM197 249L199 250L200 248H199V246L197 247ZM47 250V249H46ZM174 250V249H173ZM172 250V251H173ZM179 250H180V248H179ZM188 250V249H187ZM186 250V251H187ZM40 251V250H39ZM51 251V250H50ZM49 251V252H50ZM171 251V250H170ZM171 251V252H172ZM193 251V249L190 251V252H192ZM199 251H201V250H199ZM15 252V251H14ZM23 252V251H22ZM29 252V251H28ZM30 252H32V254L35 252H33V249L31 248V251ZM179 252V251H178ZM181 252H183V251H181ZM180 252V253H181ZM16 253V252H15ZM14 253V254H15ZM38 253V252H37ZM175 253H177L176 252V250H175ZM187 253H189L188 251H187ZM203 253V252H202ZM227 252H225V254H226ZM264 253V252H263ZM31 254V253H30ZM31 254V255H32ZM36 254V252L34 253V255ZM179 253H177V255H178ZM186 254V253H185ZM193 254V253H192ZM191 253H189V255H190V257H191V255H192ZM30 255V258L32 259H34L35 260V257H32ZM44 255V254H43ZM47 255V254H46ZM173 255H175L174 254V252H173ZM183 256L184 254H180V256ZM194 255V254H193ZM263 255V254H262ZM45 256V255H44ZM57 256H59V255H57ZM180 256H179V258H180ZM181 256V258L183 259V257ZM225 257H222L221 259H223V258H228L229 256H231V255H229V256H226V255H224ZM40 257V256H39ZM38 257V258H39ZM189 257V256H188ZM189 257V258H190ZM26 258V257H25ZM38 258H36L37 260H38ZM51 258V257H50ZM59 258H60V256H59ZM192 258V257H191ZM232 258V257H231ZM231 258H228V259H230L228 262H230L229 264H233V261H231L232 259ZM237 258V257H236ZM261 259H263L264 258V255H263V258L262 257H260ZM23 259V258H22ZM32 259V260H33ZM40 259V258H39ZM49 259V258H48ZM47 259V260H48ZM54 259L56 260V258H55V256L53 257L52 256V260L54 261ZM178 259V258H177ZM177 259H176V262H178L177 261ZM181 259V260H182ZM188 259V258H187ZM186 259V260H187ZM228 259H226L225 261H227ZM44 260H46V258L44 259ZM57 260H58V258H57ZM62 259H59L58 261H55V264H57L56 262H59V261H61ZM181 260H179V264H180V261ZM42 262H43V260H41ZM41 261L39 260V262L41 263ZM49 261H51V259L49 260ZM49 261H47V263L49 262ZM51 262L52 264L54 263V262ZM223 262L222 261V263H224V264H226V262ZM236 261V260H235ZM235 261H234V263H235ZM244 261V260H243ZM242 261V262H243ZM29 262H30V259H29ZM187 262V261H186ZM189 262H191V264H193L194 263V261H193V263H192V260L190 259V261ZM188 262V263H189ZM227 262V263H228ZM21 263H23V262H21ZM27 263V262H26ZM34 263H35V261H34ZM38 263V262H37ZM51 263H49V264H51ZM244 264H245V262H243ZM246 263H248V262H246ZM17 264V263H16ZM236 264H242L241 263V261H238V262H236ZM263 264V263H262Z\"/></svg>", "mask_w": 264, "mask_h": 264}]
</instances>
